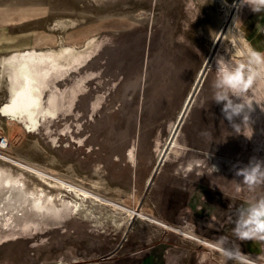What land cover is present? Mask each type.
<instances>
[{
  "label": "rangeland",
  "instance_id": "1",
  "mask_svg": "<svg viewBox=\"0 0 264 264\" xmlns=\"http://www.w3.org/2000/svg\"><path fill=\"white\" fill-rule=\"evenodd\" d=\"M260 8L259 0H0L2 12H18L17 20L3 22L0 15V36L17 43L0 58L63 47L84 55L74 45L86 40L90 59L79 69L82 56L42 83L31 114L12 108L9 80L0 81V131L9 139L0 148V170L14 178L12 185H22L15 198L0 197V264L63 257L70 264H98L123 244L164 235L222 256L220 249L175 232L193 230L210 241L197 234L192 220L182 225L169 218L181 206V186L207 198L229 194L253 203L264 197V185L250 191L236 175L254 159L264 161V106L258 105L263 122L252 126L248 138L212 101L217 60L224 58L250 70L248 96L264 102V65L242 42L251 33V12ZM216 165L222 171L213 172ZM40 174L62 182L68 201L77 198L73 186L89 193L87 208L105 220L106 232L81 210L43 215L31 203L34 183L55 187ZM115 204L132 210V217ZM263 258L252 264H264ZM226 262L220 264H232Z\"/></svg>",
  "mask_w": 264,
  "mask_h": 264
},
{
  "label": "crops",
  "instance_id": "2",
  "mask_svg": "<svg viewBox=\"0 0 264 264\" xmlns=\"http://www.w3.org/2000/svg\"><path fill=\"white\" fill-rule=\"evenodd\" d=\"M259 1L261 2V8L258 11L251 12L252 26L247 40L264 65V0L263 4L261 0ZM84 41L83 45H74L84 53V57L81 59L84 64L79 69L84 68L90 60L85 57L87 47L85 45L86 40ZM8 42L10 41L7 40V36H0V51H7V45L10 44ZM178 188L181 191L179 196L181 206L176 213V217L174 215V219L169 218L170 222H178L183 225L185 222L192 220L196 225L197 234L237 254L243 253L255 256L264 253V242L258 240L240 241L233 234L237 209L250 203L245 202L243 199L236 200L229 194L222 197L212 195L213 197L207 198L203 192L190 194L187 187L181 186ZM171 200L173 203L175 198ZM106 225L108 224L106 223ZM171 227L169 228L173 230ZM176 231L186 236L180 230ZM169 234L175 235L173 232ZM181 243L186 244L182 236L177 241L171 235L160 236L159 239L150 237L137 246L121 245L112 258L102 260L98 264H220L221 261L225 262L223 256L212 257L207 251H203L197 246ZM66 260V257H63L57 261H40L38 264H70ZM227 261L230 263V260ZM73 263L80 262L73 261Z\"/></svg>",
  "mask_w": 264,
  "mask_h": 264
},
{
  "label": "bare ground",
  "instance_id": "3",
  "mask_svg": "<svg viewBox=\"0 0 264 264\" xmlns=\"http://www.w3.org/2000/svg\"><path fill=\"white\" fill-rule=\"evenodd\" d=\"M9 12L8 11L2 12L0 10V15L5 16V18L2 19V21L6 20V19H15V20L18 19V12H15L12 17L9 16V15H11V13L8 14ZM229 12H230V7H228L226 9V12L224 15V18H226V20H227V17L229 15ZM233 24L234 25L236 24L235 18L232 21V25ZM242 42L244 43L245 47L247 49H249V51H250L251 45L249 44L248 40L245 37L242 38ZM14 44L16 45L17 43H13V41L10 42V45H14ZM39 53H41V52H39ZM250 53H252V52L250 51ZM82 56H84V55H82V53H78V52H76L75 49L70 48V47H63L62 50L60 49L59 51H52V52L50 51V52H46V53H42V54L31 55L29 57L28 56L22 57V56H18V55H13V56H10L7 58L5 56V57L0 58V81H1V79H4V76H6L8 78V80H9V92L11 94L12 100L14 101L17 98L16 94L19 93L22 89H24L26 86L29 85V81L24 78V76H29L31 78V82H32L31 87L33 89V95L37 96V94L39 92L38 87H43L42 83L47 84L46 82L49 81L48 79L52 78L51 77L52 74H54L56 71H60V70H64V69L67 70L70 67L72 68V66L74 67L75 65H78V61L80 60V58ZM25 65L27 66L26 69H24ZM262 72L264 73V66H262ZM12 108L16 109L14 106ZM260 110H261L260 107L257 104H255V102H254L253 103V111H251V113H250V117H251V121H252L251 126H253V127L258 126L260 123L263 122V118H262ZM239 124H242V122H240ZM262 139L264 140V133L262 135ZM261 152H262V155L264 156V150ZM253 154H254L255 158L258 156L257 153H255V152H253ZM189 167H191V166H189ZM1 170H0V197L9 198V200H10L11 198H15L16 196L20 195L19 189H21L22 185L21 186L12 185L11 184L12 181L15 182L14 178L12 177V179H11V177L9 175L7 177L6 176L7 174L3 175L5 172H2ZM213 171H215V169ZM220 171H222L221 165H216V171L215 172H220ZM39 176L42 179L48 181L49 185H51L52 187H55V190L48 191L42 186V184H38L36 182V183H34L35 190L32 191L29 189V192L32 191L33 197L31 199L27 196L28 199H31L32 205L34 204V207H36V208H38V210L42 211L43 215L46 211L56 212V211H63V210L71 209L72 214H74L76 210H78V211L81 210L82 216H84L88 220H90L92 226L99 227L100 232H102V233L106 232L107 225H106L105 220L100 218L99 214L94 212L92 209L87 208L88 204L86 203V201H88V199H90L89 193H87L86 191L82 192L76 186L71 185L73 187L70 189L72 190L73 194L77 198H74L73 200L68 201L62 195L61 188L64 186V184L62 182H57L58 180L56 182H53L48 177H46L45 175H42V174H40ZM16 178H18V177H16ZM18 180H20V179H18ZM22 181H24V180H22ZM8 184H11V186ZM13 184H15V183H13ZM6 185L9 187L7 188ZM65 186L69 187V185H65ZM25 191H27V190H25ZM28 199H25V201ZM102 202L105 205H108V201L107 202L102 201ZM112 204H114V203H112ZM115 207L117 209L121 208V211L125 210L126 212H128L129 216L132 217V215H133L132 210H130L128 208H123L119 204H115ZM38 215H39V213H38ZM139 215H140L139 217L144 216L141 213H139ZM117 216H110V218H111L110 220L112 222H115L117 220L116 219ZM36 217H38V216H36ZM150 217L151 216H146V218H150ZM151 218H153V217H151ZM154 221L156 222L157 220H154ZM159 223H161L165 227H171V226H167V224L164 222H159ZM171 228H173V227H171ZM102 229H104V230H102ZM180 231L187 234L188 236L193 237V239H195V240L199 239L195 234L191 233V231L183 230V229H180ZM201 243L211 245L217 249H221V247L219 245L212 243V242H204L203 240H201ZM244 258H246L247 260H250L247 257H244ZM262 260H264V258ZM250 261H252V260H250Z\"/></svg>",
  "mask_w": 264,
  "mask_h": 264
},
{
  "label": "clouds",
  "instance_id": "4",
  "mask_svg": "<svg viewBox=\"0 0 264 264\" xmlns=\"http://www.w3.org/2000/svg\"><path fill=\"white\" fill-rule=\"evenodd\" d=\"M251 79L250 70L243 65H234L224 58L217 60L216 77L213 82L212 101L222 104V113L237 134L243 133L248 138L253 135L252 121L250 117L253 111V103L262 109L264 102L251 100L245 87V80ZM236 118H242V124L235 123ZM247 133V134H245ZM215 169V167H212ZM236 175L242 177L241 184L248 190L254 191L264 185V161L253 160L249 165L239 168ZM234 236L240 241L258 240L264 242V197H261L237 209ZM221 255L225 261L231 260L232 264H252V261L244 258L243 253L221 248Z\"/></svg>",
  "mask_w": 264,
  "mask_h": 264
},
{
  "label": "snow or ice",
  "instance_id": "5",
  "mask_svg": "<svg viewBox=\"0 0 264 264\" xmlns=\"http://www.w3.org/2000/svg\"><path fill=\"white\" fill-rule=\"evenodd\" d=\"M27 66H24V69H26ZM26 80L29 81V85L26 86L24 89H22L19 93L16 94L17 98L13 102V106L19 111V112H28L31 114V109L34 106L39 105V97L33 95V89L31 87V78L29 76H24Z\"/></svg>",
  "mask_w": 264,
  "mask_h": 264
},
{
  "label": "built area",
  "instance_id": "6",
  "mask_svg": "<svg viewBox=\"0 0 264 264\" xmlns=\"http://www.w3.org/2000/svg\"><path fill=\"white\" fill-rule=\"evenodd\" d=\"M9 145V139H8V137H6L5 135H3L2 134V132L0 131V148H5V147H7ZM191 231V233H193V230H190ZM194 234V233H193ZM196 235V234H195ZM199 238V237H198ZM203 240L204 242H210V241H207V240H205V239H203V238H199V239H197L199 242H201V240ZM201 244H203V245H207V244H204V243H201ZM244 257H247V258H249L250 260H254L255 258V260H257L258 258H260V257H264V256H262V255H257V256H253V255H250V254H244Z\"/></svg>",
  "mask_w": 264,
  "mask_h": 264
},
{
  "label": "water",
  "instance_id": "7",
  "mask_svg": "<svg viewBox=\"0 0 264 264\" xmlns=\"http://www.w3.org/2000/svg\"><path fill=\"white\" fill-rule=\"evenodd\" d=\"M191 104H192V102H190V105H189V107L191 106ZM152 178V177H151Z\"/></svg>",
  "mask_w": 264,
  "mask_h": 264
}]
</instances>
